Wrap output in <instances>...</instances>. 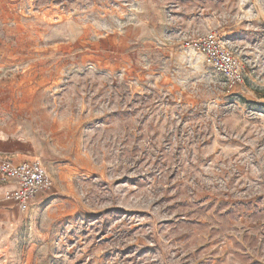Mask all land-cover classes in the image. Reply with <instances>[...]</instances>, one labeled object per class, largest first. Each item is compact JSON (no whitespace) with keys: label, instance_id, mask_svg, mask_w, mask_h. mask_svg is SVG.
Instances as JSON below:
<instances>
[{"label":"rangeland","instance_id":"1","mask_svg":"<svg viewBox=\"0 0 264 264\" xmlns=\"http://www.w3.org/2000/svg\"><path fill=\"white\" fill-rule=\"evenodd\" d=\"M0 134L54 184L0 264H264V0H0Z\"/></svg>","mask_w":264,"mask_h":264},{"label":"built area","instance_id":"2","mask_svg":"<svg viewBox=\"0 0 264 264\" xmlns=\"http://www.w3.org/2000/svg\"><path fill=\"white\" fill-rule=\"evenodd\" d=\"M186 49L203 55L206 64L226 79L229 89L243 84V66L228 50L222 37L209 31L185 42ZM1 183H13L14 186L4 194L21 213H25L38 197L52 193L53 180L39 160H25L13 163L0 160Z\"/></svg>","mask_w":264,"mask_h":264},{"label":"crops","instance_id":"3","mask_svg":"<svg viewBox=\"0 0 264 264\" xmlns=\"http://www.w3.org/2000/svg\"><path fill=\"white\" fill-rule=\"evenodd\" d=\"M23 158L24 157L19 154V148L18 145L15 143V141L0 134V160L8 159L11 160L13 163H20L26 160ZM13 186H14L13 183H6V184L0 183V205L1 202L4 200V194L8 190H10ZM40 199L41 198H37L36 200L33 201V203ZM3 208H5V206H3Z\"/></svg>","mask_w":264,"mask_h":264},{"label":"bare ground","instance_id":"4","mask_svg":"<svg viewBox=\"0 0 264 264\" xmlns=\"http://www.w3.org/2000/svg\"><path fill=\"white\" fill-rule=\"evenodd\" d=\"M9 188H10V186H9Z\"/></svg>","mask_w":264,"mask_h":264}]
</instances>
